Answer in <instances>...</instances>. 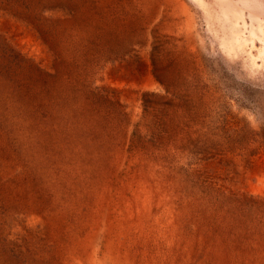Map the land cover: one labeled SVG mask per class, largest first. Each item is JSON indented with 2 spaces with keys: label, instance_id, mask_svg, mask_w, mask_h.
<instances>
[{
  "label": "rangeland",
  "instance_id": "rangeland-1",
  "mask_svg": "<svg viewBox=\"0 0 264 264\" xmlns=\"http://www.w3.org/2000/svg\"><path fill=\"white\" fill-rule=\"evenodd\" d=\"M0 264H264V0H0Z\"/></svg>",
  "mask_w": 264,
  "mask_h": 264
}]
</instances>
